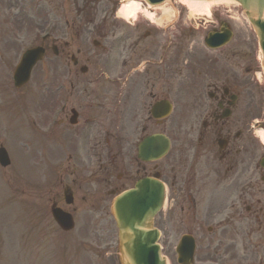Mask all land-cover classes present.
<instances>
[{
    "label": "flooded vegetation",
    "instance_id": "obj_1",
    "mask_svg": "<svg viewBox=\"0 0 264 264\" xmlns=\"http://www.w3.org/2000/svg\"><path fill=\"white\" fill-rule=\"evenodd\" d=\"M20 1L18 0V2ZM48 2L50 14L47 18V27L51 36L42 45L66 46L68 49L70 46H83L82 59L87 63L96 61L95 56H98L99 59L101 56H110L120 66H128L120 71L121 78L130 68L134 74H137V76L131 74L127 77L126 80H130L132 83L138 81L166 84L179 79L194 78L189 85L191 99L184 101L183 105L186 108L191 106L190 111L195 109L197 118L201 120L202 129L207 125L204 115L208 117L210 105L227 104L233 108L238 102L245 103V96L235 82L228 83L230 75L216 74L214 71L215 65L221 60L220 58L204 60L197 74L193 72L190 75L192 70L185 67L186 74H183L184 69L179 62H182L183 50L187 46H184L182 32H179L177 43L174 45L159 43L153 51H149L145 46H142V42L148 32L154 28L142 20L137 22L134 27L116 20L113 17V11L118 0H48ZM103 2L106 3L105 6H102ZM144 25L147 26V29L136 36L139 27ZM125 28H128L131 34L124 35L123 29ZM151 35L152 33H150ZM124 40H129V42L121 43ZM89 45L99 46L101 52L97 54L87 52L84 46ZM198 48L199 46H188L189 50H198ZM172 60H174V65H172ZM141 61H146V66L142 71L137 70L138 73H136L134 68ZM163 88L155 86L154 89L158 94H154L150 89L148 94L150 97L158 96L160 99L159 94ZM233 94H236V99L232 102L231 95ZM240 110L241 108L238 109V112ZM220 112L223 116L230 114L228 107L222 108L221 111L218 110V113ZM218 117L219 114L214 113L215 122ZM245 125V123L242 124L239 134V143L244 150L246 149V137L242 130ZM233 136L236 137L237 133ZM216 137L215 142L222 154L227 140L219 133ZM194 157L198 158V155H194ZM149 164H143L137 157H133L130 174L127 176L123 174L113 181L111 192L114 193L127 184H132L139 177L154 174H157L163 183H168L166 164L160 165L159 171L155 166L150 167ZM199 167L201 171L197 182L181 169H177L171 176L169 183L171 189L168 190L167 201L171 212L172 209L176 212L175 219H171V215L168 218L166 214L163 217L160 215L156 228L161 232L160 238L169 237L168 232L171 230L167 227L169 223L166 225V221L173 220L177 235H170V241H178L183 235L190 234L193 242L195 240V244H197L195 264H236L232 262V258L237 251L241 252L242 246L244 256L246 255L242 234L243 220L245 223L249 221L251 231L255 226L252 220L246 219V216L240 213V210L243 208L246 212L248 199L253 195H262L264 192H257L258 185L248 183L246 158L242 155L238 162H236V158L233 161L227 160L224 171L209 169L210 166L206 160H202ZM97 169L99 176L103 178L102 187L110 188V169L103 167L102 164H98ZM260 176L261 174L258 177L260 178ZM205 180H208L206 184ZM191 214H196V218L192 219ZM230 225L232 227L227 229ZM162 241L164 249H167L164 238ZM106 248L109 250L101 251L99 263L119 264L118 245L116 244V251L114 250L115 245H109ZM202 253L205 254L203 257ZM103 254H106V259Z\"/></svg>",
    "mask_w": 264,
    "mask_h": 264
},
{
    "label": "rangeland",
    "instance_id": "obj_2",
    "mask_svg": "<svg viewBox=\"0 0 264 264\" xmlns=\"http://www.w3.org/2000/svg\"><path fill=\"white\" fill-rule=\"evenodd\" d=\"M217 9H219L221 13H224L222 18L227 14L224 10L229 11V14L232 16V27L234 29L232 44H235V49L239 50L241 48H246L245 46H247L250 49V56L254 59L257 53L255 37L253 32L249 29V26L245 24L241 17L239 7L233 3L220 2L219 6L213 9V16L215 17L217 15H215L214 12ZM185 12L186 9H184L183 19L186 20L187 23H194L193 21L186 19ZM199 25L201 31L198 32L199 34L196 36V41L200 44V34L204 30L202 27L207 26V22L203 24V20H201ZM84 47L89 53L95 49V47L92 46ZM0 54L2 56L3 64L7 66V77H9L11 70L7 64H13L16 61L18 56V46H0ZM232 59L237 61V59ZM62 64L63 61L62 63L57 62L53 66L62 69ZM39 68L41 69L42 74H45L47 71L46 64ZM7 91L9 90L7 89ZM261 97L262 103L258 107H255V94L253 91L247 92V120L259 116V112H263L262 115H264L263 88L261 91ZM8 108L9 103L6 105V109ZM7 113V122L3 119L2 115L0 116V141L2 140L1 138H3L7 145L8 140H12L17 144L15 140V129L17 125H14L15 119L13 118V114L11 115V111L8 110ZM263 152V149L260 148L256 155ZM55 165L56 160H47L42 163L41 171L48 172L56 170ZM4 174L6 179L10 176L15 177V175H10L7 172ZM37 175L39 176V173ZM29 178L31 179V176H28L27 174L26 176L20 175L16 178L15 183L17 186L15 193L9 191L8 183H6L7 186H3L0 191V215L1 210L4 209L3 219L0 217V251L2 250V244L5 243L6 240L8 251H12L15 255L14 257L8 255L4 256L3 263L1 260L0 264H35L37 259L35 249L36 243L38 248H43L42 245H46V243L53 244L55 249L53 254L58 256L61 263L95 264L97 262L95 252L102 244L99 236H97L95 232L96 218L91 210V205L93 207H99V204L97 203L98 193L96 184H91L87 180L82 184L81 188H86V190L80 189L79 192L82 193H79V197L84 195V200L77 199L78 205L75 206L77 208V225H75L73 230L63 233L51 218L50 206L47 205L48 203L45 198V192L39 191L45 188L46 185H40V182L34 177H32L29 182ZM68 180L69 179L66 176L62 177L64 183L68 182ZM52 182L57 183V180L52 178L49 183ZM21 192H23L22 195ZM91 192H93V194H91ZM38 222H42L43 224L37 225L36 223ZM169 234L171 235V233ZM56 236H59L57 243L54 240V237ZM30 238H32V242H30ZM44 240L45 242L42 243ZM169 241L170 237L164 238L165 244H170ZM242 247L241 252H236L235 256L232 258V262L236 264H250L249 262L251 260L244 256ZM204 255L205 254L203 253L201 254L202 257ZM39 257L41 260L43 253H40ZM170 257L172 258L173 254Z\"/></svg>",
    "mask_w": 264,
    "mask_h": 264
},
{
    "label": "clouds",
    "instance_id": "obj_3",
    "mask_svg": "<svg viewBox=\"0 0 264 264\" xmlns=\"http://www.w3.org/2000/svg\"><path fill=\"white\" fill-rule=\"evenodd\" d=\"M220 2L221 0H181L183 8L186 9V19L193 21L197 28H199L201 20L212 22L213 9L217 8ZM236 6L238 7V5ZM162 11L170 13L164 21L159 18V13ZM179 15L180 9L169 0H165L158 7H154L149 0H119L113 11V17L116 20L133 27L143 18L158 28H164ZM256 61L258 68L253 74L254 80L258 85L264 87V49H257ZM144 66H146V61L141 62L139 70L142 71ZM248 126L251 129L252 137L261 147H264V115L254 117L249 121Z\"/></svg>",
    "mask_w": 264,
    "mask_h": 264
},
{
    "label": "water",
    "instance_id": "obj_4",
    "mask_svg": "<svg viewBox=\"0 0 264 264\" xmlns=\"http://www.w3.org/2000/svg\"><path fill=\"white\" fill-rule=\"evenodd\" d=\"M239 3L243 6V9L246 13L247 18L251 22L253 28L255 29L257 36L259 38L261 48L264 49V0H237ZM132 194L129 195H123L121 196L117 201H116V216L119 221H121L125 226L127 224L132 223L133 220L138 219L141 220L140 218L142 216H139L140 213L133 212L131 210H127V200L132 199ZM150 201L148 202V206H150V210L153 211L154 207H157L158 204V199H154L153 193L148 194ZM147 201V198L145 199ZM136 205L142 204V200L138 199L135 201ZM124 208V213H122ZM153 215L152 212H150V217ZM147 218V215L144 219ZM137 220V221H138ZM134 224V223H132ZM149 234L145 233V236ZM152 240V245L150 246H145L144 251H150V252H156L157 253V246ZM129 247V243L127 245V249Z\"/></svg>",
    "mask_w": 264,
    "mask_h": 264
}]
</instances>
